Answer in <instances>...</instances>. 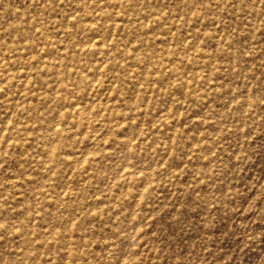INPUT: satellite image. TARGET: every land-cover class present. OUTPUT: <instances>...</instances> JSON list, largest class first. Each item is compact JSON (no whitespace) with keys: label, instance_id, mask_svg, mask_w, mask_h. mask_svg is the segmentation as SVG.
Masks as SVG:
<instances>
[{"label":"rangeland","instance_id":"rangeland-1","mask_svg":"<svg viewBox=\"0 0 264 264\" xmlns=\"http://www.w3.org/2000/svg\"><path fill=\"white\" fill-rule=\"evenodd\" d=\"M0 264H264V0H0Z\"/></svg>","mask_w":264,"mask_h":264}]
</instances>
